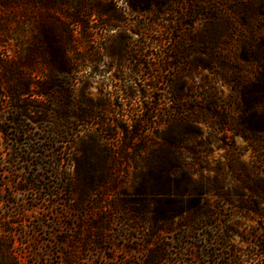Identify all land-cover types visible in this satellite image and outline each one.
Returning <instances> with one entry per match:
<instances>
[{
  "label": "rangeland",
  "instance_id": "1",
  "mask_svg": "<svg viewBox=\"0 0 264 264\" xmlns=\"http://www.w3.org/2000/svg\"><path fill=\"white\" fill-rule=\"evenodd\" d=\"M0 2L4 55L33 35ZM46 4L84 15V67L50 122L15 123L0 75V264H264V133L241 123L264 101V0Z\"/></svg>",
  "mask_w": 264,
  "mask_h": 264
},
{
  "label": "trees",
  "instance_id": "2",
  "mask_svg": "<svg viewBox=\"0 0 264 264\" xmlns=\"http://www.w3.org/2000/svg\"><path fill=\"white\" fill-rule=\"evenodd\" d=\"M19 1L22 6H28V9H25L26 17L32 23L33 36L29 44L24 43V40L21 42L19 38H13V47L8 54H0L1 79L6 82L8 78V91L4 96L11 102L15 123L20 124L27 120L34 123L50 122L54 120L50 114L59 113L63 107L68 108L72 103V91L65 87L63 78L74 80L84 67V64H78L70 55L77 45L80 46V39L74 27L83 26L84 15L60 14L55 8L56 4L48 7L47 0ZM0 7L9 8L4 2H0ZM43 23L47 26L54 24L58 33L48 34ZM12 33L17 36L15 29ZM3 42L0 40V46ZM261 44H264V38ZM75 83L74 80L73 87ZM28 98L50 101L55 108L34 107L33 113L36 117H31ZM77 117L84 121L88 118V113L80 112ZM241 123L247 124L253 134L264 133V101L253 102L243 108ZM35 140L36 138L33 139ZM4 247L8 251V243Z\"/></svg>",
  "mask_w": 264,
  "mask_h": 264
}]
</instances>
